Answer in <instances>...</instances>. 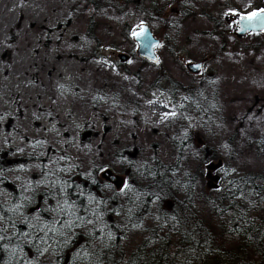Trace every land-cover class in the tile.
<instances>
[{"label":"rangeland","instance_id":"rangeland-1","mask_svg":"<svg viewBox=\"0 0 264 264\" xmlns=\"http://www.w3.org/2000/svg\"><path fill=\"white\" fill-rule=\"evenodd\" d=\"M114 1L121 16L107 8L95 12L91 0H0V174L8 172L26 189L43 190L45 185L34 180L41 166L46 179L50 170L91 163L107 167L109 158L123 150L135 157L134 166H151L154 158L172 166L179 152L169 133L180 115L181 129L193 133L197 145L183 155L182 173L201 171L200 187L208 196L227 192L235 178L264 175V59L250 51L253 43L240 42L233 72L220 69L225 64L214 60L219 48L201 45L195 28L168 27L181 6L133 0L139 13L150 14L153 3V21L159 20L158 12L168 16L167 26L149 25L161 40L155 51L159 63L152 64L138 56L133 40V33L148 24L135 23V14L121 6L124 0ZM95 14L93 42L87 29ZM197 61H206L205 68L193 73L187 67ZM203 80L216 104L207 107L214 111L212 119L185 106ZM206 148L213 153L200 164L194 157L204 158ZM28 156L39 161L12 163ZM220 158L223 168L209 169ZM140 235L130 234L128 242Z\"/></svg>","mask_w":264,"mask_h":264},{"label":"trees","instance_id":"trees-1","mask_svg":"<svg viewBox=\"0 0 264 264\" xmlns=\"http://www.w3.org/2000/svg\"><path fill=\"white\" fill-rule=\"evenodd\" d=\"M104 1L91 0L95 12L107 8L122 15L116 1ZM132 4L133 0H124L121 6L125 13L135 14V23L158 25L152 20L153 3L147 8L153 18ZM97 28L95 14L87 29L90 41L97 40ZM127 38L134 47L129 33ZM206 82L190 91L185 106L191 113L205 111L212 119L215 114L210 108L216 104ZM180 117L176 116L169 133L179 152L172 166L155 158L151 166H134L135 157L129 151H117L107 167L91 163L60 172L50 170L45 179L41 166L34 180L45 185L43 190L19 186L8 172H2L0 264H264V175L235 178L227 192L208 196L200 187L201 171L191 176L182 173L183 157L191 155L197 145L194 134L181 129ZM209 153L213 152L206 148L204 158L194 159L205 163ZM37 161L28 156L12 163ZM216 165L218 171L223 168L221 158ZM111 172L128 177L126 194L117 193L105 180L104 175ZM137 232L141 233L138 240L128 242L129 235Z\"/></svg>","mask_w":264,"mask_h":264},{"label":"flooded vegetation","instance_id":"flooded-vegetation-1","mask_svg":"<svg viewBox=\"0 0 264 264\" xmlns=\"http://www.w3.org/2000/svg\"><path fill=\"white\" fill-rule=\"evenodd\" d=\"M168 1L171 5L175 4L177 8L178 5L181 6V9H177V14H175V19L173 18L172 24H170L171 26L168 27L174 28L189 25L192 28H195L196 32H193V34L202 38V41L200 42L201 45L209 44L213 47L217 46L219 48L216 52L218 55L214 60H216L217 63L225 64V67L220 66V69L227 68V71L233 72L232 69L235 67L234 63L238 62L241 55L242 45L240 42L242 41H250V43H253L249 46L250 51H253V55L260 56L264 59V29L260 32L245 33L244 35H241V21L243 17L252 15L253 13L264 14V0ZM160 13L161 14L158 12L159 20L155 17V22L158 24L155 26H167L169 23L167 21L168 16L165 15L166 12L161 11ZM160 15L164 16V18H161ZM253 23L255 24L253 25V29L257 28V21L255 20ZM208 29H210V31H208ZM158 40L159 45L156 48V51L161 49V40ZM206 47L205 49H207ZM191 53L197 52L193 51ZM210 60L207 59V61L211 62ZM157 63H159V57ZM198 63H202V70H204L206 61H197L190 64ZM226 65L228 67H226ZM255 116L257 117L258 115ZM114 174L110 173L109 176L104 175L105 180L115 188L117 193L123 195L126 194L128 177L126 175ZM112 177L114 178L113 180ZM111 189L112 188L109 190ZM109 190H105V192H109Z\"/></svg>","mask_w":264,"mask_h":264},{"label":"water","instance_id":"water-1","mask_svg":"<svg viewBox=\"0 0 264 264\" xmlns=\"http://www.w3.org/2000/svg\"><path fill=\"white\" fill-rule=\"evenodd\" d=\"M255 20L258 25L257 28L253 29V25H255L253 22H255ZM241 28V35H244L245 33L260 32L264 29V14L247 15L243 17L241 21ZM133 40L137 44V54L140 58L152 63H157L158 58L155 53V49L159 45V41L154 38L147 25L133 33ZM202 67V63L188 65V69L193 73H199L202 70ZM217 168V165L209 167V169L212 170H216ZM113 179L114 178L112 177V180Z\"/></svg>","mask_w":264,"mask_h":264},{"label":"snow or ice","instance_id":"snow-or-ice-1","mask_svg":"<svg viewBox=\"0 0 264 264\" xmlns=\"http://www.w3.org/2000/svg\"><path fill=\"white\" fill-rule=\"evenodd\" d=\"M252 15H256V13H253ZM135 35V34H134Z\"/></svg>","mask_w":264,"mask_h":264}]
</instances>
